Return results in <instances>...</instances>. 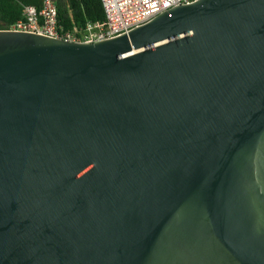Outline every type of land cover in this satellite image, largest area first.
<instances>
[{
	"label": "water",
	"instance_id": "obj_1",
	"mask_svg": "<svg viewBox=\"0 0 264 264\" xmlns=\"http://www.w3.org/2000/svg\"><path fill=\"white\" fill-rule=\"evenodd\" d=\"M0 264H264V0L0 29Z\"/></svg>",
	"mask_w": 264,
	"mask_h": 264
},
{
	"label": "built area",
	"instance_id": "obj_2",
	"mask_svg": "<svg viewBox=\"0 0 264 264\" xmlns=\"http://www.w3.org/2000/svg\"><path fill=\"white\" fill-rule=\"evenodd\" d=\"M197 0H102L105 19L66 26L59 18L56 0H43L41 7L23 5L22 17L7 30L25 31L55 39L94 43L145 23L179 4Z\"/></svg>",
	"mask_w": 264,
	"mask_h": 264
},
{
	"label": "trees",
	"instance_id": "obj_3",
	"mask_svg": "<svg viewBox=\"0 0 264 264\" xmlns=\"http://www.w3.org/2000/svg\"><path fill=\"white\" fill-rule=\"evenodd\" d=\"M60 21L66 26L105 19L102 0H56ZM41 7L43 0H0V29L8 28L22 17L23 5Z\"/></svg>",
	"mask_w": 264,
	"mask_h": 264
}]
</instances>
